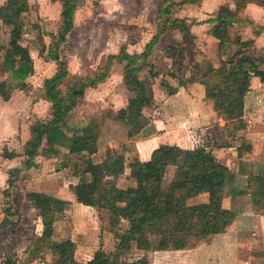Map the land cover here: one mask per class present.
Returning a JSON list of instances; mask_svg holds the SVG:
<instances>
[{"label": "rangeland", "instance_id": "obj_1", "mask_svg": "<svg viewBox=\"0 0 264 264\" xmlns=\"http://www.w3.org/2000/svg\"><path fill=\"white\" fill-rule=\"evenodd\" d=\"M157 1L80 0L75 17V27L65 43L66 45H63L64 47L61 49L62 58L66 61L69 71L73 72L76 77L97 73L98 70L106 66L108 57L115 48L118 49L122 44L134 50L142 47L157 32L155 9ZM5 2L6 0H0V7ZM235 2L241 4L238 15L242 17V21L233 25L230 31L231 38L234 40L237 36L242 35L243 39H250L253 37L252 34L256 27H264V0H204L201 6L194 4L184 6L182 9H178L177 12H179L178 14L176 12L175 15L209 19L215 13L209 14L205 9L209 10L219 3L230 6L232 4L235 8ZM20 10L22 12L20 21L23 31L22 43L29 47L34 65H36V71L31 76V81L32 87L35 85L37 88H34L30 93L32 102L29 103L25 115L33 120L32 116L35 113L33 111L37 110L41 119L45 120L49 119L51 105L47 107V103H44L35 109V97L42 78L45 75H52L56 71L57 65L53 64L50 67V61L45 59L47 51L45 54H41V51L44 48L47 49L51 42L48 34L56 33L59 29L62 3L52 0H27L25 5L20 6ZM10 30L11 27L0 18V46L8 45ZM171 42L173 40L169 38L164 43ZM206 42L201 35L191 38L188 44H182L181 41L173 42L170 44L171 46L163 48L162 51L167 50L166 53L153 57L154 65H152L154 71L157 70L158 86L166 89V92L158 96V91H156L157 94L154 97V90H158L160 87L155 89L152 86L154 82L149 86L153 99L152 104L143 112L142 123L144 125L139 136L129 138L127 124L113 118L120 107L123 108L127 105L131 96L121 83L124 64L114 63L107 80L96 88H89L81 106L74 111L73 118L88 121L87 125L90 126L92 132L96 130V123L102 122L97 141L98 150L92 155L95 162L103 161L108 153L122 152L126 156L125 171L116 179L120 188L130 192L136 185L132 165L142 159L143 156L139 151L141 148L140 146L138 148V145L148 137L158 139L157 148H154L152 154L159 148L176 147L192 153L211 152L216 158L215 152L223 151L226 148V155L233 160L235 169H238V164L241 163L245 169L252 172H257L264 167L263 86L259 91L260 94L257 95L259 98L256 97L253 103L243 108L241 116L235 118L237 119L235 122L228 121L219 113V116H222L224 121L227 120V123L223 126L217 124L218 129L185 128L183 124L179 125V120H184L185 113L178 114L176 111V113L172 112L171 115H167L163 114L164 112L160 108L161 100L169 99L177 91L169 82L176 81V83L183 84L187 75L198 73L195 70L196 62H202L201 64L206 66L205 68L212 67L209 65L211 61L219 62L220 54L218 58L216 55H212V52L207 53V50H203L205 46H208ZM256 46L259 48L264 46V34L260 36ZM232 51L231 47L222 55L227 57ZM216 70L212 68V72L209 74L211 76L208 82L212 87L221 85L224 80L222 72L219 69ZM149 73L150 69H146L143 75L147 77ZM171 75H176L178 79H172ZM197 75L199 76V73ZM2 79H10V74L3 73ZM210 86L209 88H211ZM15 89L19 88L15 87ZM167 101L169 104L170 100ZM249 113L250 116H248ZM25 118L27 119V117ZM250 120L251 122H249ZM165 122L167 126L164 125ZM64 153L67 155V152ZM178 157L180 158L176 163H166L159 168L166 182L173 180L177 166L183 164L186 153H178ZM258 160L262 164L257 162ZM65 162L66 164L59 162L48 171L45 170L41 179L35 181L34 184H29L28 187H26L28 181L25 178L31 175L22 177V183L15 191L13 199L18 207L29 216L25 218L23 226L16 227L17 229L14 231L3 233L0 243L5 247V251L0 254V264H5V252L25 261L26 264H58V258L46 246L41 253H38V256L31 257L26 251L43 229L41 212L34 205H28L25 200L31 191L42 190L49 195L73 199L68 209L63 214L57 215L54 240L71 238L76 244L75 258L78 262L87 263L98 250L107 255H113L116 252L118 243L116 235L127 233L131 228L130 222L127 219L113 217L115 222L111 226L106 211H98L94 207H87L77 202L73 196L74 188L83 175L85 164L81 155L76 154L67 155ZM250 162H255L256 165L250 166ZM234 175L225 187L226 205L238 212L239 215H247L250 196L247 193L246 177L235 172ZM22 187L25 190L22 191L20 189ZM103 189L106 196L113 195L110 183L105 184ZM0 198L4 199L2 193ZM205 199V196H201L195 202L200 203ZM258 224L260 228L264 229V220H260ZM145 233L144 238L133 242L129 250L120 254L117 264H138L139 259L143 257H147L150 264H264V232L252 235V230H247L242 242L231 246L227 251L209 250V247H205L201 253V260L197 263L194 250H157L156 230L146 227ZM211 239L206 240L207 245L211 244ZM228 243L234 242L229 241ZM222 249H226V247Z\"/></svg>", "mask_w": 264, "mask_h": 264}, {"label": "trees", "instance_id": "obj_2", "mask_svg": "<svg viewBox=\"0 0 264 264\" xmlns=\"http://www.w3.org/2000/svg\"><path fill=\"white\" fill-rule=\"evenodd\" d=\"M52 1L62 3L60 26L56 33L48 34L51 42L41 54L47 51L45 59L57 64V72L44 81L35 97V101L43 99L50 103L51 117L45 120L36 116L32 118L30 138L24 146L23 163L8 172V188L3 191L7 200L5 216L0 222V238L4 229L16 228L21 223L22 217L11 202L12 190L17 181L23 173L38 167L40 156L53 158L60 153V148H66L70 154L81 155L85 164L83 175L74 188L76 201L98 211H106L111 226L115 222L113 217H117L127 219L131 228L125 234L116 235L118 243L113 255L98 250L87 263L78 262L75 258L76 244L71 238L54 240L57 215L68 209L70 201L32 191L28 196L42 212L43 229L35 242L26 249L31 257L38 256L47 247L58 258V264H117L123 251L129 250L133 242L146 236V227L157 232V250L195 248L201 241L225 231L236 217L235 211L223 207L225 187L235 175L228 166L218 162L211 152L192 153L176 147L159 148L149 160H138L132 165L136 185L129 192L116 183L126 168L124 153H108L101 162L93 160L92 155L98 150L102 122L96 123V130L92 132L88 121L73 118L74 111L84 101L86 91L105 82L114 63L124 64L123 84L131 96L127 105L119 109L113 118L127 124L129 138L140 134L144 125L143 111L152 104L153 99L149 86L157 76L150 58L159 49L162 36L170 30L181 33L182 44L190 41L189 19L175 14L183 5L198 4L201 0H158L155 8L157 32L141 53H129L127 47L123 46L118 54L108 57L106 66L97 73L78 77L69 71L66 61L61 59V49L74 29L80 0ZM26 3L27 0H6L0 7V18L11 27L8 45L0 46V96L4 100L11 98L15 87L26 93L33 91L28 79L35 72L34 60L29 47L22 43L20 25V6ZM239 5V2L235 8L224 5L209 19L191 21V25L211 24L212 35L219 41L220 57L231 42L235 41L238 45L230 56L221 59L218 69L223 74V83L206 90V97L214 102L220 115L227 120L241 116L252 78L259 77L264 83V51L256 46L255 38L242 39L238 36L232 40L230 35V27L242 21L238 15L241 9ZM263 31L264 27H256L254 35L259 36ZM146 69H150L147 77L143 75ZM195 70L199 76L194 73L192 80L201 81L212 72V67L195 66ZM3 73H9L10 79H2ZM181 152L186 153L183 164L177 166L173 180L166 182L159 168L166 163H176ZM2 156L11 159L18 154L5 147ZM107 183L113 189V195L109 197L103 189ZM247 191L252 212L264 215V167L248 174ZM204 192L208 194L207 202L188 204L190 198ZM13 217H18L17 221ZM4 249L0 243V254ZM5 254V264H26L7 252ZM138 264L150 263L147 257H143Z\"/></svg>", "mask_w": 264, "mask_h": 264}, {"label": "crops", "instance_id": "obj_3", "mask_svg": "<svg viewBox=\"0 0 264 264\" xmlns=\"http://www.w3.org/2000/svg\"><path fill=\"white\" fill-rule=\"evenodd\" d=\"M203 1L204 0H201V2H199L198 4H194V5L201 6ZM187 5L190 6L192 4L183 5L179 9H182L184 6H187ZM222 6H224V5H222V3L221 4L219 3V4H216L213 8H210L209 10L205 9V11L209 14L216 13ZM230 7L233 8V5L231 4ZM178 12H177V14H178ZM176 16L180 17V18H188L189 23H190V31L192 34V39L195 36L200 37V35H201L202 38H204L207 41L206 43L208 44V46H205V48L203 50L204 51L207 50V53H209V51H210V52H212L211 53L212 55H216L219 58V56H218L219 55V41L217 38H215L212 35L211 24L200 23V24L191 25L192 20H196L197 22H202L206 19H204V18L203 19H197V16L193 17V16H189V15L188 16L176 15ZM75 17H76V14H75ZM240 18L242 19V17H240ZM232 28H233V26L230 27V31L232 30ZM71 32H70V34H71ZM70 34H69V36H70ZM262 34H264V32H262L259 36H255L254 34H252L253 37H251V38H255V41L258 42V40ZM69 36H68V38H69ZM241 36L239 35V37H241ZM169 38L170 39L172 38L173 42L182 41V35L177 30H170L167 33H165L160 40L159 49L156 50L154 55L150 58L151 64L154 65V63L152 61L154 56H157L158 54L162 55L163 53L167 52V50L166 51L165 50L162 51V50L165 47L171 46L170 44L173 43V42H171L169 44L164 43ZM244 39H246V38H244ZM148 41L139 49H137V50L135 49L136 51L134 49L128 48L129 46H127V50L129 53H132V54L133 53H141L144 50ZM188 43H186V44H188ZM64 45H66V44H64ZM123 46L124 45L122 44L121 46L118 47V49L115 48L114 52L111 51L110 55L118 54ZM63 47L64 46H62V48ZM130 47L133 48L132 45H130ZM231 47L233 49V51H232V53H233L237 49L238 45L235 42H231L226 47L225 51H228ZM262 48H264V46H262ZM262 50L264 51V49H262ZM231 54L227 55V57L230 56ZM227 57H225V55L223 54L221 56L219 62H217L218 64L211 61L210 65H212L213 69L218 70V68L220 67L221 59H226ZM61 59L64 60L62 58V54H61ZM195 59L198 60V58H196V57H195ZM176 60H178V58H176ZM201 63L202 62H196L195 66L206 67V66L202 65ZM53 64H56V63L53 61H50V67H52ZM34 66H35V71H36V65H34ZM56 72H57V67H56V71L52 75H45L42 78V83H44V81L47 78L52 77ZM155 72H157L156 69H155ZM71 73L74 74L73 72H71ZM210 76L211 75H208L203 80L198 81V80H192L193 75H187L186 79H185L186 81L183 84L176 83V81L169 82L172 86H174L176 88L177 91H176V93L171 95V97H169V99H162L161 100L160 108L163 110V112H164L163 114L166 113L167 115L168 114L171 115L172 112L176 113V111L178 114L185 113L186 115L184 116L185 117L184 120H182V121L179 120V122H180L179 125L183 124L185 126V128H193V129H211V128L216 129L217 128L218 129V127L216 126L217 124L220 126L226 125L227 120L224 121L223 117L219 116V112L215 108L214 102L206 97V90L210 86L209 82H208L210 79ZM171 77H172V79H175V80L178 79V77L176 75H171ZM157 79H158V76H156L154 78V80H153L154 84L152 86L155 89H157L158 87H160V88H158V90H154V97L156 96L157 93L159 96L160 94H162V93L164 94V92H166V89H163L161 86H158ZM28 83L32 86L31 77L28 79ZM42 83L39 84L40 87L42 86ZM121 83H123V76L121 77ZM262 86L264 87V83L260 80L259 77H253L252 78L251 88L245 96L244 108H246L250 103H253L255 101L256 97H258L257 95L260 94L259 91L262 89ZM210 87H212V86H210ZM32 88L34 89L37 87H35V85H34V87H32ZM156 91H158V92L155 93ZM30 93L31 92L26 93L22 89H14L12 92V96L9 100H4L0 96V194L2 193V195H3V191L8 188V179H9L8 172L13 168L21 166L23 163V160H24V146H25V143L30 138V125L32 123V120H30L28 118L29 116L25 115L28 111L27 108L29 107V103L32 102ZM167 100H170V103L172 101V103L168 104ZM260 102H261V100H260ZM44 103H47V107L50 106L49 102L41 99V100L35 101V109L38 108V106L40 104H44ZM121 108L122 107H120L119 109H121ZM33 112H35V113L33 114L32 118L34 116H36L37 118L41 119L40 115L37 113V110H34ZM248 116H250V113L248 114ZM25 117H27V119ZM50 117H51V114H50L49 118ZM236 120L237 119L228 120V121L235 122ZM217 122H219V123H217ZM249 122H251V120ZM164 125L167 126L166 122ZM140 134H138L137 136H139ZM137 136H134V137H137ZM157 140L158 139H156L155 137H148L146 139H143L139 143L140 145H138V148L140 146L141 149H139V151L141 153V156H143L141 160L146 161L152 157V152H153L154 148H157V145H158ZM170 144H172V143H170ZM173 144H175V143H173ZM179 145L182 146L180 143H179ZM5 147L9 151H14L15 153H17L18 156L11 158V159L4 158L2 156V151H3V148H5ZM226 150L227 149L224 148L223 151H217L218 153L215 152L218 162H221L222 164H225L226 166H228L233 173L235 172V173H240V174L244 175L246 177V181H247V176L252 171L245 169V167L242 166V163L238 164V169H235L233 167L234 164L232 163L233 160L228 158L226 155ZM64 152H67L66 154L70 155V156L74 155V154H70L66 148H60V153L53 158H46V157L40 156L38 158V167L29 170L27 173H23L22 176L20 177V179L17 181L16 187L12 190V196H11V202L15 207V211H17L22 217L21 223L17 226V228L23 226V223L25 222V218H27L29 216L28 214H26V212L23 209H20L18 207V204L16 203L15 199H13L15 197V191L18 189V187L22 183V180H23L22 177L24 175H31L30 177L25 178V180L28 181L27 182L28 184L26 185V187L30 186L29 184H34L35 181H38L39 179H41V175L43 174V172L45 170L48 171L49 168H51L52 166H55L59 162H62L64 164L65 158L67 156V155H65ZM64 156H65V158H63ZM257 162H260L262 164V162L259 160ZM249 164H250V166L256 165L255 162H250ZM252 173H256V171H254ZM20 189L22 191L25 190L23 187ZM39 192L46 193L45 191H42V190ZM247 193H248V191H247ZM73 196L75 197V192L73 193ZM201 196H205L206 199H205V201L200 202V203L207 202L208 194L204 192V193H201L194 198H190L188 200V204L189 205L200 204L198 202H195V200H197ZM56 197H59V196H56ZM59 198L68 200V201H70V203L73 200V199H66L63 197H59ZM4 199L0 198V222L3 220V218L5 216L4 207L6 205L7 199H5V201H4ZM25 200H27L26 203H28V205L29 204H31L32 206L34 205V207L39 212H41V210L36 206L33 199L30 198L28 196V194H27V197L25 198ZM87 207H91V206H87ZM223 207L226 209L233 210L230 207H227L225 196L223 199ZM233 211H235V210H233ZM40 215L42 216V212L40 213ZM12 219L17 221L18 217H13ZM260 220H264V215L254 214L252 212L251 203L249 201L247 215H239V213L236 212L235 219L226 228L225 231L210 237V238H212L211 239L212 242L210 245H207L206 240H203L199 243V245L197 247L189 249V250L195 251V254H196L195 262L197 263L199 260H201V258H200L202 256L201 253L204 251L203 248L205 249V247H209L210 248L209 250L221 249V250L227 251V249L231 248V246H234L235 244H240L242 242V240H243L242 238L245 235V233L247 232V230H250V231L252 230V235H256L260 232H264L263 231L264 229L260 228V226L258 224L260 222ZM17 228L8 227V228L4 229L3 233L9 232V231H14ZM229 241L230 242L233 241L234 243H228ZM223 247L224 248L226 247V249H222ZM183 250H186V249H183ZM176 251H181V250H176ZM219 264H221V263H219Z\"/></svg>", "mask_w": 264, "mask_h": 264}]
</instances>
